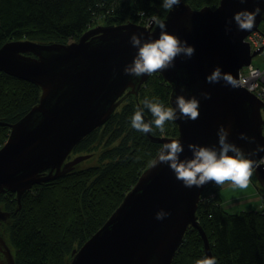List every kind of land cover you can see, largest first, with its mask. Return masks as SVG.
Segmentation results:
<instances>
[{"label":"water","instance_id":"obj_1","mask_svg":"<svg viewBox=\"0 0 264 264\" xmlns=\"http://www.w3.org/2000/svg\"><path fill=\"white\" fill-rule=\"evenodd\" d=\"M256 7L262 12L251 31H239L233 20L228 25L231 31L225 32L226 22L235 12L253 11ZM162 20L170 34L195 48L190 59L178 56L174 67L159 72L172 87L170 103L175 107L177 95L196 96L200 116L195 121L176 120L179 133L175 136L147 133L152 142L163 146L180 140L184 145L181 159L191 158L189 143L219 150L217 132L223 125L229 142L245 153L257 144L264 145V101L245 86L233 89L223 81L209 84L205 79L217 66L239 79L240 68L264 51V44L252 49L246 39L251 32L260 30L264 0H220L215 7L200 8L181 0ZM133 33H143V42L149 37L159 38L160 29L154 23L147 26L134 21L98 23L73 41L17 39L0 44V71L42 88L39 101L21 118L13 123L0 120V124L11 127L0 147V197L2 191L16 192V211L22 206L25 190L57 178L89 158L86 153L65 161L86 135L110 119L120 101L130 93L137 95L149 78L146 74L139 79L124 74V67L137 52L130 43ZM202 92L210 93L211 99H204ZM144 117L150 121L145 113ZM240 133L255 137V142L240 139ZM158 154L104 224L80 248H74L67 264H172L190 225L203 237L207 257H215L197 216L201 192L209 183L200 188L184 187L166 164L152 166ZM263 155L260 152L251 158ZM254 175L264 187V165ZM160 210L170 215L156 220ZM10 214L0 207V220H7ZM6 243L0 234V254L5 256L0 255V264H16Z\"/></svg>","mask_w":264,"mask_h":264},{"label":"trees","instance_id":"obj_2","mask_svg":"<svg viewBox=\"0 0 264 264\" xmlns=\"http://www.w3.org/2000/svg\"><path fill=\"white\" fill-rule=\"evenodd\" d=\"M194 8L213 7L220 0H184ZM163 0H0V44L9 40L68 42L86 29L102 24L140 22L141 12L163 19L169 10ZM263 22V23H262ZM260 31L264 33V20ZM171 85L156 72L130 93L110 119L86 135L72 153H89V158L65 174L25 190L17 210L16 192L1 194L0 207L11 212L0 220V234L11 248L16 264H67L74 248L100 228L120 205L124 195L157 155L162 144L131 127V117L143 107L145 98L170 103ZM42 88L35 83L0 71V120L13 123L39 101ZM140 103V105H139ZM144 112L153 120L151 113ZM146 121V119H145ZM264 127V126H263ZM176 121H168L161 133L175 136ZM11 131L0 124V147ZM252 180L264 200V187ZM209 183L197 209L218 264H264V207L240 212L227 211L219 201L220 190ZM215 192V196H211ZM199 230L189 226L172 264H196L206 257Z\"/></svg>","mask_w":264,"mask_h":264},{"label":"clouds","instance_id":"obj_3","mask_svg":"<svg viewBox=\"0 0 264 264\" xmlns=\"http://www.w3.org/2000/svg\"><path fill=\"white\" fill-rule=\"evenodd\" d=\"M246 0H240L245 3ZM181 0H163L162 6L165 10L172 11L174 6H179ZM262 12L260 7L253 11L241 10L235 12L232 19L226 22L225 32L231 31L228 25L235 22L239 31H251L255 25L257 15ZM149 23H154L160 29L159 38L144 39L143 33L139 35L133 33L130 37V43L137 48V52L131 63L124 67V74L139 79L143 75H153L156 72H163L175 66L174 61L178 56L191 58L195 54V48L187 44V41L170 34L166 30V23L157 15H152ZM264 76L257 70L251 71V78L255 79ZM206 82L209 84L224 82L226 86L233 89H239L244 86L243 82L234 77L231 73H225L221 67L217 66L206 76ZM185 88L181 87V93ZM204 99H211V94L202 92ZM200 101L196 96L186 98L184 95L175 97V107H165L159 100L145 98L143 107L138 109L131 117V127L141 133H150L154 125L161 133L165 131V124L168 121L184 120L185 122L199 119ZM144 109H147L153 120L146 122L144 118ZM219 150L213 146H202L195 143H189L188 149L191 151V158L181 159L184 152V145L180 140H172L165 143L159 150L158 157L153 161V167L160 164H166L174 173L175 178L181 181L186 188L193 186L200 188L208 183H214L218 187L230 184L233 189L241 191L247 190L250 186L253 172L261 165H264V157L253 159L260 152H264V145L257 144V147L250 153L238 147L235 143L229 142V133L223 125L217 132ZM240 139L255 142V137H249L245 133H240ZM232 153V154H229ZM169 212L160 210L156 212L155 219L163 220L169 216ZM196 264H217L215 257H205L198 260Z\"/></svg>","mask_w":264,"mask_h":264},{"label":"rangeland","instance_id":"obj_4","mask_svg":"<svg viewBox=\"0 0 264 264\" xmlns=\"http://www.w3.org/2000/svg\"><path fill=\"white\" fill-rule=\"evenodd\" d=\"M248 36L246 37V39H248ZM252 62L256 66L263 67L264 66V51L262 50V52L255 55L252 59ZM80 154H86V153H80ZM252 179L253 178L251 177L249 188L243 191L239 189H233L232 187L228 186L229 185L228 183L222 186L224 187L225 190H224V195L222 196V198H220V200L223 203L222 205L227 211L240 212L242 210H255V209L261 210V208L264 207V200L262 199L263 197L260 198L259 190L256 188V185L254 184V181ZM201 200H202V197L200 198V201ZM260 201H261V204H260Z\"/></svg>","mask_w":264,"mask_h":264},{"label":"built area","instance_id":"obj_5","mask_svg":"<svg viewBox=\"0 0 264 264\" xmlns=\"http://www.w3.org/2000/svg\"><path fill=\"white\" fill-rule=\"evenodd\" d=\"M140 14L141 18L139 23L147 26L152 24L149 23L152 15L147 14L145 11H142ZM247 40H249L252 49H255L264 44V33L260 30L253 31L249 34ZM252 70H257L260 73H264V66H256L253 64V62L243 65L239 71V80L243 82L244 86L248 90L257 94L264 101V76L255 79L251 78ZM262 157H264V155ZM209 195L215 196V192H212Z\"/></svg>","mask_w":264,"mask_h":264},{"label":"flooded vegetation","instance_id":"obj_6","mask_svg":"<svg viewBox=\"0 0 264 264\" xmlns=\"http://www.w3.org/2000/svg\"><path fill=\"white\" fill-rule=\"evenodd\" d=\"M73 150H74V148H73ZM76 155H78V153H72V155H71V153L67 156V158H66V160L65 161H69V160H71V159H73L74 158V156H76ZM85 160V159H84ZM84 160H81L80 162H78V163H76L74 166H76L77 164H79V163H81L82 161H84ZM6 191H9V190H6ZM3 192H5V191H2V193ZM13 192V191H12ZM1 193V194H2ZM1 198V197H0ZM191 226V225H190ZM193 226V225H192ZM203 238V237H202ZM204 240V239H203ZM205 249V248H204ZM1 255V257L3 258V257H5L4 255H3V253H1L0 254ZM205 255H206V252H205ZM73 257V256H72ZM72 257H71V259H72ZM206 257H207V255H206ZM71 259H70V261H71ZM68 263H69V261H68Z\"/></svg>","mask_w":264,"mask_h":264},{"label":"crops","instance_id":"obj_7","mask_svg":"<svg viewBox=\"0 0 264 264\" xmlns=\"http://www.w3.org/2000/svg\"><path fill=\"white\" fill-rule=\"evenodd\" d=\"M228 186H230V184L228 185ZM231 187V186H230ZM257 188V187H256ZM224 187H222L221 188V190L219 191L220 192V196H219V198H222V196L224 195ZM260 193V192H259ZM260 198H262V195H261V193H260ZM263 199V198H262ZM261 199V200H262ZM218 202H221V200L219 199V201ZM222 203V202H221ZM223 204V203H222ZM260 204H261V201H260ZM260 204H259V206H260Z\"/></svg>","mask_w":264,"mask_h":264}]
</instances>
